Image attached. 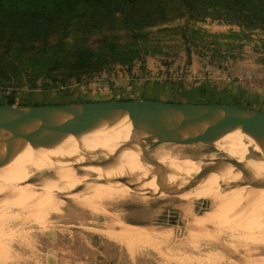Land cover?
I'll use <instances>...</instances> for the list:
<instances>
[{"label": "rangeland", "instance_id": "rangeland-1", "mask_svg": "<svg viewBox=\"0 0 264 264\" xmlns=\"http://www.w3.org/2000/svg\"><path fill=\"white\" fill-rule=\"evenodd\" d=\"M72 2L75 17L64 25L58 1L0 0V103L211 102L221 90L227 97L241 90L243 103L252 102L249 94L264 98V28L193 17L174 2L162 20L153 15V0H69L68 9ZM27 14L32 22L22 19ZM164 142L177 155V166L194 168L182 162L199 159L200 170L211 153L226 158L210 142ZM158 144L146 148L151 158ZM198 170L175 181L176 170L168 164L161 173L172 175L169 183L140 189L129 181L130 195L101 203L68 194L107 184L102 181L41 185L59 199L49 210L35 199L17 203L0 195V264H264L259 202L178 198L182 184L198 182L189 181ZM28 175L7 182H34L35 175ZM251 179H236L217 193L264 182L249 184Z\"/></svg>", "mask_w": 264, "mask_h": 264}, {"label": "bare ground", "instance_id": "bare-ground-1", "mask_svg": "<svg viewBox=\"0 0 264 264\" xmlns=\"http://www.w3.org/2000/svg\"><path fill=\"white\" fill-rule=\"evenodd\" d=\"M160 124L165 128L169 127L168 122H164V120ZM129 127L132 129V135L136 142L146 138L147 133L140 126H132L129 123ZM60 132V129H54L39 142L21 143L0 159V195L2 197L17 203H22L26 198L35 199L43 210H49L55 206L54 204L59 199L55 192L45 190L41 185L55 188L59 184V186L61 184L70 185L78 180H95L94 182L102 181L107 184H100V182L90 184L88 187H78L77 189L82 188L80 192L68 195L73 200L85 203H101V201L105 202L130 195L129 181L136 183L140 189L146 186L155 189L158 187L157 184L169 183L172 175L161 173V170L168 164H171V167L176 170L175 181H179L182 176H191L203 163L198 159L182 162L189 161L193 166L195 165L194 168L175 165L180 164L176 161L177 155L175 154L176 157L172 155L171 149L166 147L164 141L163 143L159 142L154 148L153 158H151L146 153L148 146L140 148L125 143L128 133L122 123L112 117L98 118L79 131L58 138ZM173 141H176L180 146L192 144V142H210L218 151H222L226 158L234 160L233 164L223 163L217 168L204 170L199 175L198 182L188 184L185 182L186 179H182V182L187 185L182 184L184 186L182 189L180 187L181 190L177 193L179 199L190 200L197 196H209L213 203L217 201L221 204L226 203L225 205L247 200L259 202L258 205L261 204L264 210V182L250 187L230 188L225 192L217 193L222 187L236 179L242 177L254 179L264 176V130L262 128L248 124L217 127L187 134ZM215 154L211 153L207 161L223 159ZM203 155L205 156V154ZM70 161L77 163L74 164ZM78 169H81L83 173L79 174ZM179 169H184V171L179 172ZM185 173L187 174L185 175ZM28 174L35 175L34 182H26L22 185L7 182V180L19 182L16 178L20 176L26 178L29 176ZM107 176H116L122 179L124 177V179L119 183L120 181L115 182L118 180H108ZM1 178L6 181H1ZM24 184L41 186L42 189H32L25 187ZM65 195L67 196V194ZM183 214L185 213L183 212Z\"/></svg>", "mask_w": 264, "mask_h": 264}, {"label": "water", "instance_id": "water-1", "mask_svg": "<svg viewBox=\"0 0 264 264\" xmlns=\"http://www.w3.org/2000/svg\"><path fill=\"white\" fill-rule=\"evenodd\" d=\"M101 117H112L125 127V143L152 147L187 134L217 127L248 124L264 130V110L227 102L169 101L129 98L92 101H69L42 105L0 103V159L24 142H39L49 132L60 129L58 138L75 133ZM168 122L169 127L160 122ZM140 126L147 135L136 142L129 127ZM57 138V139H58ZM233 164L232 158L208 161L189 181H198L206 169ZM264 180L254 178L249 184Z\"/></svg>", "mask_w": 264, "mask_h": 264}, {"label": "trees", "instance_id": "trees-1", "mask_svg": "<svg viewBox=\"0 0 264 264\" xmlns=\"http://www.w3.org/2000/svg\"><path fill=\"white\" fill-rule=\"evenodd\" d=\"M59 2L60 19L71 20L75 17L74 2L67 8L69 0H53ZM156 3V11L154 12L155 19H165L170 11L171 3L180 4L186 12L193 17L211 16L215 18L229 19L238 24H245L249 27L264 28V0H153ZM73 11V12H72ZM32 14H27L24 20L32 22ZM21 18V15L16 19ZM32 36V32L29 31Z\"/></svg>", "mask_w": 264, "mask_h": 264}, {"label": "crops", "instance_id": "crops-1", "mask_svg": "<svg viewBox=\"0 0 264 264\" xmlns=\"http://www.w3.org/2000/svg\"><path fill=\"white\" fill-rule=\"evenodd\" d=\"M234 91V89H233ZM238 95L236 96L233 92H231L230 94V97L226 96L225 94L226 93H223V91H219V93L217 94V92L214 94V98L211 99L212 101L211 102H227V103H237V104H240V105H244V106H248V107H253V108H257V109H261V110H264V107H260V105H264V98L259 96L258 94H256L257 96L255 95H250L247 97V101H252V102H246V103H243V96L241 95L242 94V91L241 90H238ZM233 100H236V101H233ZM255 100V101H254Z\"/></svg>", "mask_w": 264, "mask_h": 264}]
</instances>
